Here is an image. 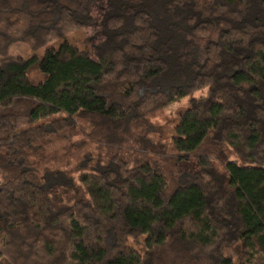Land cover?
<instances>
[{"label":"trees","instance_id":"16d2710c","mask_svg":"<svg viewBox=\"0 0 264 264\" xmlns=\"http://www.w3.org/2000/svg\"><path fill=\"white\" fill-rule=\"evenodd\" d=\"M0 264H264V0H0Z\"/></svg>","mask_w":264,"mask_h":264},{"label":"rangeland","instance_id":"374dc122","mask_svg":"<svg viewBox=\"0 0 264 264\" xmlns=\"http://www.w3.org/2000/svg\"><path fill=\"white\" fill-rule=\"evenodd\" d=\"M102 4L98 5L95 9H94V15L95 17H97V19H99L101 17V13H102ZM74 39L78 40L79 42L84 41V38H89V40L87 39V41L89 43H97L102 39V35H101V31L98 27H92V28H88L83 30L81 33H78L76 35L73 36ZM77 41V43H78ZM79 47H81V45L78 43ZM86 46V44H85ZM82 48V47H81ZM44 51L40 52V55H43ZM28 52L25 51L23 46L17 47V48H13L11 50V55L12 56H21V57H27L28 56ZM208 94V90L207 89H203L200 90L198 92L193 93L192 95H189L181 100L176 101L175 103L171 104L170 106L164 108L162 111H160L157 115H155L152 118V123L154 125H156L157 130H159L160 133H158L159 138H162L163 141L169 142V140L171 139V135H172V130L174 128V126L177 124L178 119L180 114L186 110L189 106V103L191 100L193 99H201V98H205ZM156 136V137H158ZM229 155H230V160L237 162L240 164V162L238 161L237 157L229 151ZM193 168L196 167L191 165Z\"/></svg>","mask_w":264,"mask_h":264}]
</instances>
